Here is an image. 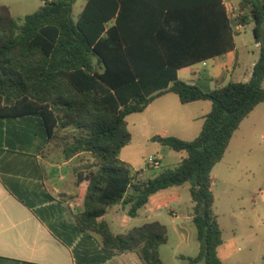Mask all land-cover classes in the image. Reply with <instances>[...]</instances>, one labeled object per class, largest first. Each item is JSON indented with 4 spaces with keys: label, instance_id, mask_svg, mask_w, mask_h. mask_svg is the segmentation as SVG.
<instances>
[{
    "label": "trees",
    "instance_id": "1",
    "mask_svg": "<svg viewBox=\"0 0 264 264\" xmlns=\"http://www.w3.org/2000/svg\"><path fill=\"white\" fill-rule=\"evenodd\" d=\"M43 0L33 14L15 17L0 5V123L38 117L41 136L66 160L81 154L93 162L78 173L83 209L66 218L75 196H17L52 233L74 247L77 264H108L136 253L143 264H164L168 229L159 222L114 233L106 220L123 205L130 217L156 193L190 183L199 254L186 264H223V233L216 213L214 167L235 132L264 103V0H241V26L251 18L260 57L248 82L230 81L205 91L178 71L236 50L237 33L223 0ZM173 93L183 105L212 103L200 134L187 141L156 137L186 157L175 168L142 178L120 159L132 142L127 117ZM33 197V198H32ZM31 198L34 199V196ZM30 198V199H31Z\"/></svg>",
    "mask_w": 264,
    "mask_h": 264
},
{
    "label": "crops",
    "instance_id": "2",
    "mask_svg": "<svg viewBox=\"0 0 264 264\" xmlns=\"http://www.w3.org/2000/svg\"><path fill=\"white\" fill-rule=\"evenodd\" d=\"M223 1L225 6L229 3L239 7L241 0L239 2ZM0 5L8 6L12 15L15 16L10 4L0 3ZM250 21L252 22L251 18ZM245 26H241L238 30L242 31ZM256 46L260 49V44L256 43ZM237 57H239L238 62H236ZM259 57L260 54L254 60L249 59L244 65L241 64L236 39L234 52L180 69L178 77L205 91L224 86L230 81L245 83L250 81ZM189 71L191 73L189 79H183L182 74ZM175 96L179 99L173 93L157 98L144 112L137 113L139 115L135 117L139 120L132 123V127L129 119L133 114L127 117L132 142L122 149L120 159L135 172L144 170V173L140 175L142 178H154L166 169L156 171L155 167L162 166V161L167 158L164 153H160L164 149L161 142L153 141V138L179 136L175 135L176 133H170V127L164 125L163 119L164 113L172 112L171 105L175 104V107H180ZM204 102L206 101L191 104L202 107L205 105ZM179 103H181L180 99ZM211 109L212 107L205 112L207 108H204L201 116L189 118L191 122L201 124V129L197 126L195 138L200 134L205 117ZM176 118L172 114L169 120L171 125L175 123L180 125L178 124L179 118ZM1 125L2 123H0V264H77L73 252L74 247H69L60 241L34 210L26 206L17 196H30L29 200L34 201L35 205L38 201L36 196H75L63 205L66 208V218H71L83 209V199L77 197L81 195L78 194L76 181L78 173L85 171V168L93 162L91 155L81 153L66 160L60 150H54L47 139L41 136L42 130L38 117L18 118L10 124ZM181 138L190 141V139ZM138 143L147 149L155 147L156 157L159 159L157 165H149L148 162L144 166L138 165L139 161L135 158L134 152V147ZM160 144L162 147L157 146ZM181 154L182 161L186 154ZM191 187L190 183H186L183 186L156 193L135 218L128 215L123 205H117L109 212L106 220L116 234H126L133 228L147 223L159 222L165 225L168 229V241L160 249L164 264L167 262L163 249L171 241L173 243L171 256L173 264H186L187 261H182L180 256L194 258L197 256L192 253L195 250V244L198 243L199 247L197 229L193 222ZM235 252L236 246L233 241L227 243L224 241L218 249L223 264L232 258ZM108 264L143 263L136 253H125L115 256Z\"/></svg>",
    "mask_w": 264,
    "mask_h": 264
},
{
    "label": "rangeland",
    "instance_id": "3",
    "mask_svg": "<svg viewBox=\"0 0 264 264\" xmlns=\"http://www.w3.org/2000/svg\"><path fill=\"white\" fill-rule=\"evenodd\" d=\"M86 1L78 0L75 4L73 14L75 20ZM234 1L239 2L240 0ZM0 3L10 4L15 16L24 17L35 13L41 7L43 0H0ZM249 12L248 9L241 13L240 19L244 15H249ZM254 27L255 23L250 21L242 31H239L233 24V28L238 34L236 39L240 61L243 65L249 59L252 61L260 54V49L257 48L254 38ZM238 61L239 57L236 58V62ZM190 74V71L185 72L182 74V78L187 80ZM262 85L264 87V81ZM174 98L180 107H175V104L170 106L172 112L163 114L164 125L170 127V133L179 135L175 137L192 140L197 133V126L201 129V124L200 122H191L189 118L201 116L204 113V108H207L205 112L208 111L212 107V103L206 101L202 107L192 104L182 105L176 96ZM172 114L179 118V126L177 123L171 125L169 120ZM138 115L133 114L129 119L131 127L132 123L139 120L138 117H135ZM157 142H160V138ZM157 146L162 147L163 145ZM163 147L164 149L160 153H164L167 159L162 161V166L155 167L156 171L176 167L183 157L181 153ZM154 148L152 146L147 149L140 143L136 144L134 152L135 158L139 161L138 165L144 166L150 157L157 156ZM213 175L215 178L213 186L216 197L215 207L223 239L225 243L233 241L236 246L234 256L225 264H264V103L250 114L235 132L223 160L214 167ZM197 244L192 252L193 255L199 254ZM172 250L173 243L171 241L163 249L167 264H173Z\"/></svg>",
    "mask_w": 264,
    "mask_h": 264
},
{
    "label": "built area",
    "instance_id": "4",
    "mask_svg": "<svg viewBox=\"0 0 264 264\" xmlns=\"http://www.w3.org/2000/svg\"><path fill=\"white\" fill-rule=\"evenodd\" d=\"M227 10H228V17L232 21V25L235 24L236 28L239 29L241 27L240 24V15H241V10L238 6H235L233 4H226ZM159 162L158 157H151L150 160L148 161L149 165H157Z\"/></svg>",
    "mask_w": 264,
    "mask_h": 264
},
{
    "label": "water",
    "instance_id": "5",
    "mask_svg": "<svg viewBox=\"0 0 264 264\" xmlns=\"http://www.w3.org/2000/svg\"><path fill=\"white\" fill-rule=\"evenodd\" d=\"M160 142H161V140H160Z\"/></svg>",
    "mask_w": 264,
    "mask_h": 264
}]
</instances>
